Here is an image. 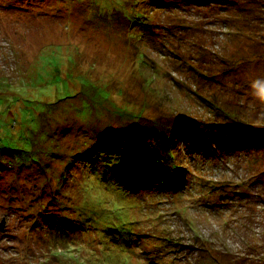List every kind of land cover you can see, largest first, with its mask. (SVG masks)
<instances>
[{"label": "rangeland", "instance_id": "1", "mask_svg": "<svg viewBox=\"0 0 264 264\" xmlns=\"http://www.w3.org/2000/svg\"><path fill=\"white\" fill-rule=\"evenodd\" d=\"M2 223L0 264H264V0H0Z\"/></svg>", "mask_w": 264, "mask_h": 264}, {"label": "trees", "instance_id": "2", "mask_svg": "<svg viewBox=\"0 0 264 264\" xmlns=\"http://www.w3.org/2000/svg\"><path fill=\"white\" fill-rule=\"evenodd\" d=\"M87 108H88V106H87ZM157 133H160V132H157ZM170 136V135H169ZM129 140H127V139H125V141H122V140H120V139H118L116 142H114V146H115V149H117V147L120 145V144H125V146H126V144H128L127 145V148H128V150H133V148H134V145H132L131 144V139L132 138H128ZM168 141H169V138H168ZM122 142V143H121ZM169 144H170V141H169ZM166 147H167V145H166ZM108 151H112L111 150V148H109L108 149ZM139 156H143V154L142 153H140V151H138V152H136ZM135 153V154H136ZM151 156H152V160H156L157 158H156V155L152 152L151 154H150ZM134 158H136V159H138V157L136 156V155H134L133 156ZM140 157V158H141ZM144 157V156H143ZM139 158V159H140ZM137 164H139V162H137ZM138 178H140V177H136L135 179L137 180ZM130 179V178H129ZM132 180H133V178L130 180V183L133 185V186H135L134 184H133V182H132Z\"/></svg>", "mask_w": 264, "mask_h": 264}, {"label": "water", "instance_id": "3", "mask_svg": "<svg viewBox=\"0 0 264 264\" xmlns=\"http://www.w3.org/2000/svg\"><path fill=\"white\" fill-rule=\"evenodd\" d=\"M3 227H4L3 223L0 224V231L3 229Z\"/></svg>", "mask_w": 264, "mask_h": 264}]
</instances>
